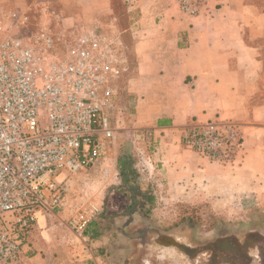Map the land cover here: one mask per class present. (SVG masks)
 <instances>
[{
  "label": "crops",
  "instance_id": "obj_1",
  "mask_svg": "<svg viewBox=\"0 0 264 264\" xmlns=\"http://www.w3.org/2000/svg\"><path fill=\"white\" fill-rule=\"evenodd\" d=\"M57 1L63 32L98 22L111 8L110 0ZM51 4L0 0L1 7L30 10L39 25ZM136 7V65L119 97L137 101L132 121L149 134L147 164L155 180L178 201L224 194L264 199V61L255 40L264 33V0H208L194 16L181 13L175 0L154 1L152 14L142 0ZM210 120L237 124L242 143L235 163L210 161L182 143L186 127ZM86 229L82 244H25L24 264H70L90 247Z\"/></svg>",
  "mask_w": 264,
  "mask_h": 264
},
{
  "label": "built area",
  "instance_id": "obj_2",
  "mask_svg": "<svg viewBox=\"0 0 264 264\" xmlns=\"http://www.w3.org/2000/svg\"><path fill=\"white\" fill-rule=\"evenodd\" d=\"M207 3L175 0L190 16ZM57 42L30 10L0 6V264L25 263L26 237L39 217L55 214L66 174L92 166L114 134L117 84L129 64L120 34L95 22L63 38L62 55ZM182 143L226 165L242 141L237 124L210 120L186 127ZM97 212L83 207L69 226L83 238Z\"/></svg>",
  "mask_w": 264,
  "mask_h": 264
},
{
  "label": "rangeland",
  "instance_id": "obj_3",
  "mask_svg": "<svg viewBox=\"0 0 264 264\" xmlns=\"http://www.w3.org/2000/svg\"><path fill=\"white\" fill-rule=\"evenodd\" d=\"M136 1L141 0H110V10L96 22L109 33H119L128 48L130 69L118 81V100L110 120L113 137L102 140L104 151L92 166L66 174L65 191L55 214L39 217V226L26 237L27 244H82L68 222L79 209L95 205L98 212L86 227L90 247L75 254L70 264H182L183 256L177 250L152 246L157 234H174L190 246L224 235L264 234V199L250 200L245 194H224L194 202L170 199L149 165L145 166L143 160H149L151 141L132 121L137 101L119 97L136 65L131 30L132 22L140 15ZM154 1L142 0L146 13L152 14ZM51 3L40 25L55 34V53L62 55V39L73 37L81 26L63 32L55 14L60 9L58 1ZM255 40L263 46L260 57L264 61V33ZM118 107H122L123 115L117 116ZM121 116L124 123L119 120ZM120 159L126 161L125 173L118 164Z\"/></svg>",
  "mask_w": 264,
  "mask_h": 264
},
{
  "label": "flooded vegetation",
  "instance_id": "obj_4",
  "mask_svg": "<svg viewBox=\"0 0 264 264\" xmlns=\"http://www.w3.org/2000/svg\"><path fill=\"white\" fill-rule=\"evenodd\" d=\"M162 235H171L175 244L160 242ZM152 242L155 248L180 252L182 264H264V234L256 232L243 237L224 235L198 246H190L174 234H157Z\"/></svg>",
  "mask_w": 264,
  "mask_h": 264
},
{
  "label": "water",
  "instance_id": "obj_5",
  "mask_svg": "<svg viewBox=\"0 0 264 264\" xmlns=\"http://www.w3.org/2000/svg\"><path fill=\"white\" fill-rule=\"evenodd\" d=\"M160 242H163V243H173L175 244V240L174 238L171 236V235H167V236H160V239H159Z\"/></svg>",
  "mask_w": 264,
  "mask_h": 264
},
{
  "label": "trees",
  "instance_id": "obj_6",
  "mask_svg": "<svg viewBox=\"0 0 264 264\" xmlns=\"http://www.w3.org/2000/svg\"><path fill=\"white\" fill-rule=\"evenodd\" d=\"M125 163H126V161H124L123 159H120L119 161H118V164H120V165H122L123 167H122V173H125L126 172V169H124V165H125ZM119 165V166H120Z\"/></svg>",
  "mask_w": 264,
  "mask_h": 264
}]
</instances>
